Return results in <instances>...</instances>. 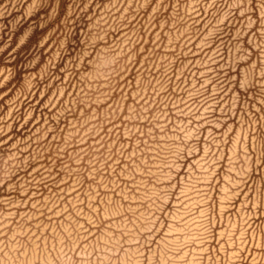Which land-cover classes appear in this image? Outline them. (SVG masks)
Segmentation results:
<instances>
[{
    "label": "rangeland",
    "instance_id": "1",
    "mask_svg": "<svg viewBox=\"0 0 264 264\" xmlns=\"http://www.w3.org/2000/svg\"><path fill=\"white\" fill-rule=\"evenodd\" d=\"M0 264H264V0H0Z\"/></svg>",
    "mask_w": 264,
    "mask_h": 264
}]
</instances>
